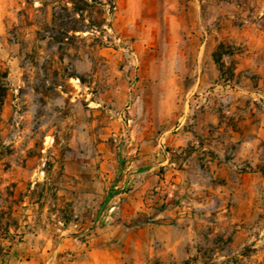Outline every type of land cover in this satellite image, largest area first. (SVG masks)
Here are the masks:
<instances>
[{"label":"rangeland","instance_id":"rangeland-1","mask_svg":"<svg viewBox=\"0 0 264 264\" xmlns=\"http://www.w3.org/2000/svg\"><path fill=\"white\" fill-rule=\"evenodd\" d=\"M160 263L264 264V0H0V264Z\"/></svg>","mask_w":264,"mask_h":264},{"label":"trees","instance_id":"trees-1","mask_svg":"<svg viewBox=\"0 0 264 264\" xmlns=\"http://www.w3.org/2000/svg\"><path fill=\"white\" fill-rule=\"evenodd\" d=\"M72 3H73V2H72ZM73 10H75L76 12H78V11H80L81 9L78 8V7H74V6H73Z\"/></svg>","mask_w":264,"mask_h":264},{"label":"crops","instance_id":"crops-1","mask_svg":"<svg viewBox=\"0 0 264 264\" xmlns=\"http://www.w3.org/2000/svg\"><path fill=\"white\" fill-rule=\"evenodd\" d=\"M160 264H165V263H160Z\"/></svg>","mask_w":264,"mask_h":264}]
</instances>
